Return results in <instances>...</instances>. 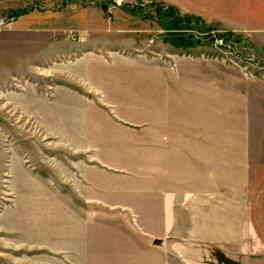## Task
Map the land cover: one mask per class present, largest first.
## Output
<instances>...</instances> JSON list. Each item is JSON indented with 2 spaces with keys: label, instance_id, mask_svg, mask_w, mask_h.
Listing matches in <instances>:
<instances>
[{
  "label": "rangeland",
  "instance_id": "rangeland-1",
  "mask_svg": "<svg viewBox=\"0 0 264 264\" xmlns=\"http://www.w3.org/2000/svg\"><path fill=\"white\" fill-rule=\"evenodd\" d=\"M222 1L0 0V264H146L135 215L159 225L141 199L166 103L179 111L209 96L200 80L229 77L206 60L264 75V52L213 20ZM222 36L227 48L213 44ZM182 42L214 51L180 57ZM240 256L264 264V246Z\"/></svg>",
  "mask_w": 264,
  "mask_h": 264
},
{
  "label": "crops",
  "instance_id": "crops-1",
  "mask_svg": "<svg viewBox=\"0 0 264 264\" xmlns=\"http://www.w3.org/2000/svg\"><path fill=\"white\" fill-rule=\"evenodd\" d=\"M222 2L220 19L212 17L224 27L223 34L230 38L227 31L235 32L255 51L264 52V0ZM184 43L177 56L193 58L214 51ZM201 63L209 69L220 66L229 77L216 79L217 84L200 80L196 88L209 96L192 95L179 111L166 103L170 126L153 130L158 174L149 175L141 200L142 208L158 214L159 225L144 214L151 222L146 226L144 216L135 215L140 238L153 251L144 254L146 264H222L209 252L214 247L225 255L231 249L238 252L225 264H242L240 255L248 246H264V75L252 69L247 77L231 65ZM183 112L195 119L181 123ZM210 112L221 120L215 119V127L206 115ZM230 119H236L234 125ZM144 144L154 151L150 143ZM156 228L157 237L151 232ZM154 239L161 243L154 244ZM171 247L182 253L170 252ZM129 261L133 258L126 255L123 262Z\"/></svg>",
  "mask_w": 264,
  "mask_h": 264
},
{
  "label": "built area",
  "instance_id": "built-area-1",
  "mask_svg": "<svg viewBox=\"0 0 264 264\" xmlns=\"http://www.w3.org/2000/svg\"><path fill=\"white\" fill-rule=\"evenodd\" d=\"M7 23L5 18H0V26H3ZM215 43H213L214 45L222 48H227L228 47V41H226V38L224 36L222 37H218L214 40Z\"/></svg>",
  "mask_w": 264,
  "mask_h": 264
},
{
  "label": "trees",
  "instance_id": "trees-1",
  "mask_svg": "<svg viewBox=\"0 0 264 264\" xmlns=\"http://www.w3.org/2000/svg\"><path fill=\"white\" fill-rule=\"evenodd\" d=\"M15 12H16V11H15ZM23 12H24V11H23ZM23 12H20V13H23ZM9 13L11 14V16H13V15L16 16V15L19 14V13H17V12L14 13V11H11V12H9ZM186 20H187V22H189V19H188V18H187Z\"/></svg>",
  "mask_w": 264,
  "mask_h": 264
},
{
  "label": "water",
  "instance_id": "water-1",
  "mask_svg": "<svg viewBox=\"0 0 264 264\" xmlns=\"http://www.w3.org/2000/svg\"><path fill=\"white\" fill-rule=\"evenodd\" d=\"M153 243L159 245L161 243V241H160V239H154Z\"/></svg>",
  "mask_w": 264,
  "mask_h": 264
},
{
  "label": "flooded vegetation",
  "instance_id": "flooded-vegetation-1",
  "mask_svg": "<svg viewBox=\"0 0 264 264\" xmlns=\"http://www.w3.org/2000/svg\"><path fill=\"white\" fill-rule=\"evenodd\" d=\"M184 42H182L181 44H183ZM179 46V45H178Z\"/></svg>",
  "mask_w": 264,
  "mask_h": 264
}]
</instances>
